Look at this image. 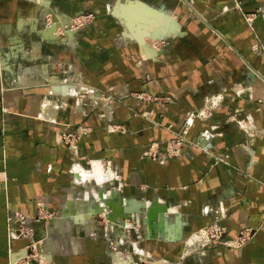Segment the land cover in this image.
<instances>
[{
	"label": "crops",
	"instance_id": "1",
	"mask_svg": "<svg viewBox=\"0 0 264 264\" xmlns=\"http://www.w3.org/2000/svg\"><path fill=\"white\" fill-rule=\"evenodd\" d=\"M122 1L166 13L175 28L146 35L143 48L106 15ZM255 10L264 15V0H0V264H136L109 253L95 217L78 219L92 213L90 199L78 198L89 191L101 193L98 211L143 220L135 231L152 261L181 264L193 252L198 264H264V17L251 26L243 18ZM88 13L96 25L64 28ZM93 92L118 102L101 105ZM216 96L170 156L164 140ZM77 125L88 130L72 153L60 134ZM105 160L111 176L94 185L77 169ZM41 209L46 220L36 219ZM14 212L31 235H21ZM213 224L228 241L244 228L253 234L241 247L191 251L188 235Z\"/></svg>",
	"mask_w": 264,
	"mask_h": 264
},
{
	"label": "rangeland",
	"instance_id": "2",
	"mask_svg": "<svg viewBox=\"0 0 264 264\" xmlns=\"http://www.w3.org/2000/svg\"><path fill=\"white\" fill-rule=\"evenodd\" d=\"M124 3V8L129 11L131 10L133 7L137 8L138 12H139V16L137 17H133V26L137 27V31L139 32V36H141L140 38L137 37L136 35L138 34H135L133 32H131V27H129L130 25H128V17L127 15L123 14L121 11H120V7L122 6V4ZM238 5V2L235 3V5ZM146 11V12H145ZM149 11V12H148ZM151 10L150 9H144L143 11V8H141V6H138L136 7V4L132 3V2H118L117 4H115V6L113 7L112 10H108L106 11V15L109 17V19L115 23L116 21V18L119 22V24H123L126 29H128V33L129 35H131L132 37H137L136 39H138L137 42H139L141 45L143 44L142 41H143V38L146 36V35H149V36H155L157 31H161L162 28H164L165 30H170L171 29H174L175 28V23L172 19H169V15H167L166 13H162L159 14L157 13V11H152L150 12ZM262 16L264 17L263 14H260L258 12V10H255V12H251V13H245L243 15V18L244 20L246 21V23L251 26V23L252 21L254 20L255 16ZM251 18V19H250ZM135 19V21H134ZM97 18H95L92 14L88 13V14H84V15H77V16H74L72 17L68 23H63V26L64 28H69V29H73V30H78L80 27L82 26H85V25H96L97 24ZM131 22V21H130ZM130 24V23H129ZM55 25V23H54ZM132 26V25H131ZM147 27V28H146ZM61 31V30H60ZM131 32V33H130ZM162 32H164V30H162ZM161 42L163 41H160V42H157L155 43L154 45V49H159L160 45H161ZM145 48V45H143ZM256 48H254L255 51H259L260 49L257 48V46H255ZM263 53H264V47L261 48ZM68 83H62L60 85H67ZM75 86V84H74ZM76 89V88H75ZM94 92L96 90L92 89ZM93 92V94H94ZM100 94V93H99ZM130 96H132L133 98L137 99V100H142V101H152L153 98L152 97H147L145 93L143 92H131L129 93ZM95 95V94H94ZM97 96V95H95ZM98 97V100H99V104H107L108 106L111 105V103H113L114 101L118 102L113 96L111 95H108V97H104L103 99H99V96ZM156 99L158 98H161V99H165V97L163 95H160V97H155ZM213 98H218L217 96L216 97H212L211 99L213 100ZM211 99L208 100V102L205 104L206 105H209L211 104ZM220 101V98L218 99V103ZM218 103L216 105H218ZM215 105V106H216ZM213 106V107H215ZM212 108H210L205 114L204 116H200L198 115V112L200 111H197V112H194V113H191L188 118L186 119V121L183 123L182 125V128L179 130V131H174L173 132V137L170 138V139H166L164 141H188V139H186L185 137V133H186V130L188 129V127L190 126V122L191 120H193V118H200V119H207L211 114L212 112ZM109 108H107V112L108 113H111V109L108 110ZM79 128H81L82 132L80 133V135L77 136L78 138V143L81 139L82 136H84L86 133H87V128L81 126V125H77L76 127H65L64 130L61 132L60 134V140L61 142L66 145L64 143V140H62V134L65 132V131H73V132H77L79 130ZM108 130H110V132L112 131H115V130H118V131H126V128L122 127V126H116V125H111L108 127ZM214 136V133H213V129L212 130H204V131H201V140L202 141H207L209 140V138L211 136ZM198 141L200 140V138L197 139ZM196 140V141H197ZM77 143V145H78ZM166 144V143H165ZM67 147V145H66ZM78 148V147H77ZM70 150V149H69ZM71 151V150H70ZM72 153H76L77 150L75 151H71ZM180 153H178L177 155H172V154H169L170 156L172 157H175V156H178ZM88 165V166H87ZM87 165L85 167H77L78 170L80 171H83L84 172V175H86L90 181L92 182V184L94 185V182L96 181L97 183H100L101 180H102V177L104 176L105 178L111 176V167L109 165V161H88ZM84 168L86 170H84ZM97 174H96V173ZM97 176H95V175ZM114 175V174H113ZM110 179H113L114 178H110ZM95 182V183H96ZM92 185V186H93ZM96 186V184H95ZM93 192L94 188L92 189V187L90 188ZM118 189V188H117ZM119 190V189H118ZM97 193H91L90 191L88 192L89 195H85L83 196V194H80V196L78 197L80 200L85 198V197H88L87 199L89 200L90 199V202H91V209H92V213H88V210H86V212H81V214H76L78 215V219H81V218H86V217H95L94 221H95V224L97 225V227L99 228V231H100V234L106 236L107 238H109L108 240V246H109V253H113V252H123L124 255L126 257L130 256L136 264H160L161 262L163 261H158L157 259L155 260H151L150 257H152L151 254L147 253V251L143 248V244L144 242L140 243L138 241V233L135 231L136 228L140 229L143 227L141 224L143 223V220L142 219H139L140 221L138 222H134V224H132V219L131 218H127V219H122L121 217H112V208H110V211H107V213L105 214L104 212H101V211H98L97 210V207H98V204H99V201H101V196L100 194L98 193V191H96ZM106 196L108 197V195L106 194ZM87 200V201H88ZM88 209V208H87ZM146 213V212H145ZM50 213L48 211L45 212H38L37 214V217L36 219L37 220H46L48 215ZM94 214H96L94 216ZM147 215V213L145 214ZM144 215V217H145ZM146 219V218H145ZM133 225V226H132ZM24 227H26L24 225ZM114 227L118 228V234L117 233H113V231L111 229H113ZM224 227V226H223ZM29 229V233L26 232V235L32 233V228L31 227H26ZM131 228V229H130ZM135 231V232H134ZM198 231V230H197ZM197 231H194L192 233H190L188 235V239L189 240L191 238V236L193 234H195ZM21 235H24V233L21 231L20 232ZM253 234V232H252ZM112 235H116V236H112ZM148 236V235H147ZM31 241L27 247V250L29 251L28 253V260L29 262L33 260L36 262L38 260H40L41 258H39L37 255V247H35V243ZM126 242L130 243V244H126ZM131 243H135L137 244L138 243V248H140L141 250L144 251L145 254H143V256L141 254H136V252H134V247L133 245L131 246ZM194 244H190L192 247L190 248L191 251H194V249H196L195 247V244H198V245H201L202 247H208L210 245H220V244H215V243H211V244H206V245H202L201 244V241L200 242H197V241H194L193 242ZM229 248V247H228ZM195 252V251H194ZM148 254V255H147ZM26 264V262H24ZM13 264H16V263H13ZM27 264H30V263H27ZM181 264H198L197 262V258L193 256V252L192 254H189L186 259L181 263Z\"/></svg>",
	"mask_w": 264,
	"mask_h": 264
},
{
	"label": "built area",
	"instance_id": "3",
	"mask_svg": "<svg viewBox=\"0 0 264 264\" xmlns=\"http://www.w3.org/2000/svg\"><path fill=\"white\" fill-rule=\"evenodd\" d=\"M210 102H211V104L206 105L203 109H201L198 112V115L204 116V114L210 108H212L213 106H215L218 103V98H213V100L211 99ZM81 130H82L81 128H79V130L77 132L67 130L62 134V140H64V143L67 145V147L71 151L77 150V147H78L77 136L80 135V133L82 132ZM181 143H182V141H166L165 145H166V151L168 152V154L177 155L178 153H180ZM42 211L46 213V209H41L40 214ZM13 218H14V221H16L20 225L19 226L20 232L22 231L24 234H26V232L29 233V229L26 227H23V225H22V221L24 218L21 215L14 212ZM132 224H134L133 221H132ZM224 233H225V227H223L219 224H213V225L205 226V227L199 229L193 235H196V238L194 241H197V242L201 241V244L203 246L206 244L215 243V244H220L224 247H234V248L241 247V246L245 245L247 242L250 241V239L252 237V230L250 228L242 229L239 232V234L237 235V237L235 238V240H233V241H228L225 238Z\"/></svg>",
	"mask_w": 264,
	"mask_h": 264
},
{
	"label": "bare ground",
	"instance_id": "4",
	"mask_svg": "<svg viewBox=\"0 0 264 264\" xmlns=\"http://www.w3.org/2000/svg\"><path fill=\"white\" fill-rule=\"evenodd\" d=\"M129 11H131V10H129ZM127 17H128V19H129V20H128V25H130L129 27H132L133 29H135V28L133 27L132 23H131V22L133 21V19H132L131 17H129L128 15H127ZM130 21H131V22H130ZM134 21H135V19H134ZM129 23H130V24H129ZM131 25H132V26H131ZM146 28H147V27H146ZM136 29H137V28H136ZM170 30H173V29L170 28ZM135 34H136V33H135ZM137 34H138V35H136V36L140 38V37H141V36H139L140 34H139V33H137ZM143 45H144V44H143ZM143 47H144V46H143ZM145 47H146V46H145ZM95 173H96V172H95ZM96 174H97V173H96ZM107 211H108V210H107ZM193 237L196 238V235H193ZM160 264H165V263L161 262ZM166 264H168V263H166Z\"/></svg>",
	"mask_w": 264,
	"mask_h": 264
}]
</instances>
